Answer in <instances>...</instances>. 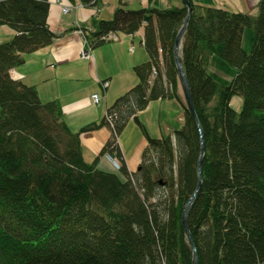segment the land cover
<instances>
[{
	"label": "trees",
	"instance_id": "trees-1",
	"mask_svg": "<svg viewBox=\"0 0 264 264\" xmlns=\"http://www.w3.org/2000/svg\"><path fill=\"white\" fill-rule=\"evenodd\" d=\"M189 2L179 53L206 152L188 226L199 264H264V0L256 16ZM49 10V0H0V25L16 31L0 43V264H192L182 212L198 180L194 116L183 106L180 127L161 137L148 134L135 172L118 140L151 101L179 98L174 46L186 5H124L96 32L79 28L92 50L144 27L148 54L134 67L138 83L106 110L103 124L112 136L91 163L58 101H42L35 86L11 74L25 55L57 37ZM246 27L255 32L250 51L243 47ZM212 56L235 69L227 84L209 71ZM234 96L243 98L239 110L231 105ZM106 153L120 169L98 167Z\"/></svg>",
	"mask_w": 264,
	"mask_h": 264
},
{
	"label": "rangeland",
	"instance_id": "rangeland-1",
	"mask_svg": "<svg viewBox=\"0 0 264 264\" xmlns=\"http://www.w3.org/2000/svg\"><path fill=\"white\" fill-rule=\"evenodd\" d=\"M198 4L224 6L235 11L258 14L259 0H194ZM48 24L57 35L53 43L25 55V62L11 70L16 80H23L35 86L42 101L56 100L61 106L62 118L73 132H80L83 157L93 162L103 146L110 140L111 129L103 124L106 110L123 93L138 83L134 67L148 59L144 47V27L134 35L119 34L114 40L95 46L92 50L77 28L96 32L102 20L111 19L118 7L129 9H164L182 6V0H98L96 5H84L80 0H49ZM79 30V29H78ZM16 31L8 25H0V43L14 36ZM255 32L246 27L243 47L250 51ZM118 39H117V38ZM87 51L84 57L82 52ZM209 71L214 78L227 84L235 69L225 60L212 56ZM108 80L105 88L103 83ZM180 80V79H179ZM178 99L151 101L138 114V121L132 119L118 140L130 172H135L141 162L143 149L148 143V134L161 137L171 133L184 122V99L181 82ZM94 93L100 95V102L91 99ZM233 108L242 107L243 98L234 96ZM98 124L97 128L81 131L87 125ZM114 158V157H113ZM118 160V159H117ZM119 161V160H118ZM98 167L115 171L107 153L101 155Z\"/></svg>",
	"mask_w": 264,
	"mask_h": 264
},
{
	"label": "water",
	"instance_id": "water-1",
	"mask_svg": "<svg viewBox=\"0 0 264 264\" xmlns=\"http://www.w3.org/2000/svg\"><path fill=\"white\" fill-rule=\"evenodd\" d=\"M183 3L186 5L187 9H188V14L184 20V23L182 25V27L180 28L176 39H175V46H174V57H175V64H176V68L178 71V76L182 85V89H183V94H184V99L186 102V105L188 107V109L190 110V112L192 113V115L195 118L196 124H197V128L200 134V144H201V149H200V155L198 158V162H197V169H198V183L196 186V189L194 191V193L191 195V197L188 199L187 203L184 206L183 212H182V223H183V227L186 231L187 237L191 243V246L193 248V258H192V264H199V259H198V254H197V250H196V245L193 239V236L190 232L189 226H188V213H189V209L191 207V205L193 204L197 193L199 192L201 185H202V181H203V162H204V155L206 152V137H205V131L203 129V126L201 125L199 118L197 116L194 104H193V100H192V93H191V88H190V83L189 80L187 78L185 69L183 67L181 58H180V45H181V41L182 38L185 34V31L187 29L191 14H192V6L189 2V0H182Z\"/></svg>",
	"mask_w": 264,
	"mask_h": 264
},
{
	"label": "built area",
	"instance_id": "built-area-1",
	"mask_svg": "<svg viewBox=\"0 0 264 264\" xmlns=\"http://www.w3.org/2000/svg\"><path fill=\"white\" fill-rule=\"evenodd\" d=\"M79 28H77V32L79 33V35H82V29H79ZM117 38V37H116ZM88 52L87 51H84L83 50V52H82V55L84 56V57H87L88 55ZM89 56H91V53L89 54ZM88 56V57H89ZM109 85V82L108 81H105L104 83H103V86L106 88L107 86ZM91 99H92V101L94 102V103H99L100 101V95L98 94V93H94L93 95H92V97H91ZM107 157H108V159L112 162V164H113V166L116 168V169H120V162L117 160V159H115V158H113L111 155H107Z\"/></svg>",
	"mask_w": 264,
	"mask_h": 264
},
{
	"label": "bare ground",
	"instance_id": "bare-ground-1",
	"mask_svg": "<svg viewBox=\"0 0 264 264\" xmlns=\"http://www.w3.org/2000/svg\"><path fill=\"white\" fill-rule=\"evenodd\" d=\"M107 155H111V154H108V153H107ZM111 156L114 157L113 155H111ZM107 158H108V157H107ZM114 158L117 159L116 157H114ZM197 183H198V180H197ZM202 183H203V181H202ZM201 187H202V185H201ZM200 189H201V188H200ZM199 191H200V190H199ZM193 193H194V192H193ZM198 193H199V192H198ZM198 193H197V195H198ZM190 197H191V196H190ZM190 197H189V198H190Z\"/></svg>",
	"mask_w": 264,
	"mask_h": 264
}]
</instances>
